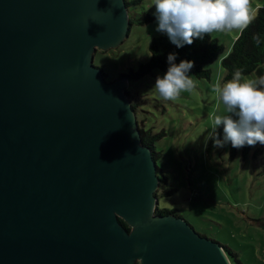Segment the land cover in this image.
<instances>
[{"label":"water","instance_id":"1","mask_svg":"<svg viewBox=\"0 0 264 264\" xmlns=\"http://www.w3.org/2000/svg\"><path fill=\"white\" fill-rule=\"evenodd\" d=\"M129 27L125 0H0V264H232L157 214L128 80L94 65Z\"/></svg>","mask_w":264,"mask_h":264},{"label":"rangeland","instance_id":"2","mask_svg":"<svg viewBox=\"0 0 264 264\" xmlns=\"http://www.w3.org/2000/svg\"><path fill=\"white\" fill-rule=\"evenodd\" d=\"M125 3L131 22L127 37L108 50L98 49L94 57L108 83L148 62L151 42L166 34L157 31L154 0ZM259 7H264V0H250L251 15ZM239 32L211 33L225 47L224 54L207 66L210 79L192 76L194 88L176 99L165 100L153 90L156 78L166 74L161 70L128 81L124 92L140 133H164L154 143L158 175L166 181L161 179L156 193L159 209L173 211L196 233L228 248L242 264H264V145H255L245 156L243 147L233 151L231 143L219 147L212 140L215 117L229 115L214 89L228 82L222 57ZM242 80L255 81L257 76H242Z\"/></svg>","mask_w":264,"mask_h":264},{"label":"clouds","instance_id":"3","mask_svg":"<svg viewBox=\"0 0 264 264\" xmlns=\"http://www.w3.org/2000/svg\"><path fill=\"white\" fill-rule=\"evenodd\" d=\"M157 31L166 33L177 48L191 45L196 39H203L212 32L243 31L251 23L250 0H154ZM259 45V36L253 37ZM168 70L163 77H157L153 90L165 100L176 99L181 92L194 88L189 73L193 61L175 63L176 54L168 55ZM219 95L229 115H217L214 120L216 146L231 143L240 149L245 145H264V76L255 81L242 80L240 70L233 79L217 85ZM235 117V118H234ZM223 125V140L216 130Z\"/></svg>","mask_w":264,"mask_h":264},{"label":"trees","instance_id":"4","mask_svg":"<svg viewBox=\"0 0 264 264\" xmlns=\"http://www.w3.org/2000/svg\"><path fill=\"white\" fill-rule=\"evenodd\" d=\"M252 17L251 23L246 29L239 32L233 41L230 50L224 57H222L221 64L226 72L225 80L227 81L233 79V74L236 70H240L242 76L256 74L257 80L259 77L264 76V7H259ZM146 21H150V17H147ZM254 36H259V45L254 41ZM224 52L225 47L219 43L218 39L213 38L211 33L205 35L203 39L194 38L191 45L186 44L182 48H177L172 44L167 34H165L158 38H154L151 42L149 46V61L140 64L136 71H131L129 74L123 75L120 79H127L129 82L138 81L146 76L153 75L155 70H161L166 73L169 67L167 58L170 53L176 54V64H179L182 60L194 62V67L189 73L190 77L193 76L197 79H210L211 70L208 69L207 66L216 62ZM127 94L129 95L128 91ZM223 134L222 127L216 135L221 139ZM163 136L164 133L150 136L148 133L141 131L143 145L152 150L155 161L158 159V153L155 151L154 143ZM212 140H214V137ZM258 144L260 143H257L256 145ZM253 148L254 146L245 145L243 147L245 156L250 153ZM236 149L237 148L232 147L233 151ZM157 171L160 172V169L157 168ZM162 180L164 184H166L165 179ZM157 214L176 216L173 211L160 209H158ZM122 224L130 230V227L123 221ZM224 249L232 264H242L233 252L226 247H224Z\"/></svg>","mask_w":264,"mask_h":264},{"label":"flooded vegetation","instance_id":"5","mask_svg":"<svg viewBox=\"0 0 264 264\" xmlns=\"http://www.w3.org/2000/svg\"><path fill=\"white\" fill-rule=\"evenodd\" d=\"M160 184H161V181H160ZM160 186V185H159Z\"/></svg>","mask_w":264,"mask_h":264}]
</instances>
